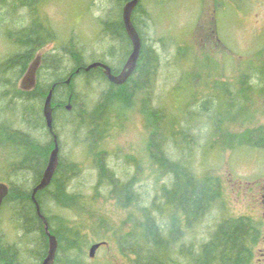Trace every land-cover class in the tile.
<instances>
[{"label": "rangeland", "instance_id": "obj_1", "mask_svg": "<svg viewBox=\"0 0 264 264\" xmlns=\"http://www.w3.org/2000/svg\"><path fill=\"white\" fill-rule=\"evenodd\" d=\"M27 1L0 0V70L17 49L7 32L28 27L35 15L58 32L35 55L40 51L53 54L75 43L88 64L105 60L122 70L132 46L128 44L126 50V43L103 33L101 25L116 11L115 1ZM138 14L145 42L156 48L161 60L148 99L150 107L144 108L142 95L131 105L107 103L90 133L86 127L66 125L70 118L60 117L56 131L60 153L66 163L74 161L80 170L65 186L66 208L50 202V213L63 215L80 228L84 264H136L135 255L121 250L117 235L137 233L142 208H151L154 202L164 204L162 191L173 179L154 162L149 150L148 112L158 106L175 115L176 129L185 130L169 137L165 151L192 164L200 176H218L222 182L220 200L182 234V242L200 245L222 219L247 217L259 228L252 264H264V148L247 144L252 137L249 131H264V0H142ZM65 59L61 74L66 80L72 63ZM90 76L96 79L89 83L82 75L75 79L79 108H94L107 85L96 72ZM12 77L14 81L16 75ZM22 77L16 80L17 87ZM9 93L11 88L0 79V123L9 115ZM216 115L220 130L214 126ZM14 117V127L25 128L20 117ZM34 134L54 144L49 131ZM178 146L180 150L174 151ZM20 150L0 144V178L8 175ZM101 160L117 178L132 182L138 195L134 204L121 205L111 187L100 183ZM52 190L56 192V186ZM156 214L160 220H170L173 211L167 208ZM183 224L182 220V228ZM0 228L11 243L19 241L21 231L6 209L0 213ZM98 242L105 243L91 258L90 248Z\"/></svg>", "mask_w": 264, "mask_h": 264}, {"label": "trees", "instance_id": "obj_2", "mask_svg": "<svg viewBox=\"0 0 264 264\" xmlns=\"http://www.w3.org/2000/svg\"><path fill=\"white\" fill-rule=\"evenodd\" d=\"M112 1L116 2L117 8L114 13L108 14L101 20L103 33L126 43L123 45H126V50H129L132 42L124 26L122 9L129 0ZM22 2L24 4L29 1L22 0ZM141 6L142 0L132 16L142 40L141 54L134 74L123 85L111 83L101 68L84 71V67L88 64L86 57L83 51L72 43L69 49L65 48L66 50L53 54L44 53L42 65L38 71L37 85L34 90L26 92L17 87L16 80L25 74L29 64L38 54L35 55L38 49L54 40L55 33L58 32L37 15L28 27L7 32L10 33L9 39L14 42L17 49L7 58L4 67L0 70V79L3 84L11 88L10 103L6 110L9 115L0 123V144L12 145L21 150L18 152V160L9 165L8 175L0 178V181L10 185V194L5 199L1 211L3 209L9 211L12 221L21 231V236L18 242L11 243L6 232L0 228V264H40L48 253L49 236L45 229L46 223L37 213L32 200V189L41 179L54 147L52 141L43 142L34 134L35 131L46 130L47 133L49 131L43 115V107L52 87L55 85L53 93L55 133L60 117H69L70 119L65 122L66 125L76 129L86 127L90 133V129H94L99 123L97 119H100L107 109V103L125 101L131 105L142 95L144 108L150 107L148 99L161 60L156 48L147 45L143 38L138 21L139 17H142L138 14ZM33 12H35L34 8ZM114 50L116 49L113 48V53ZM65 57L72 63L68 75L72 76L70 84L65 82V77L61 74ZM101 61L105 62V60ZM112 68L114 71H120V68ZM77 69H81V72L76 73ZM94 72L97 73L99 80H104L107 85L102 90L100 101L94 108H79L77 106L79 97L74 90L75 79L82 75L89 83L96 79L90 76ZM14 74L16 78L12 81ZM68 102H71L72 109L64 110L65 107L61 104ZM14 116L20 117V123L25 128L14 127L15 120L12 118ZM148 116L152 126L149 143L152 159L163 172H169L172 175V184L162 191L164 204L154 202L151 208H142L143 220L137 233L117 235L121 250H127L135 255L136 264H252L254 249L259 241V228L252 219L247 217L222 219L212 231L210 238L200 245H195L193 241L182 242V234L200 222L209 209H212L220 200L222 182L218 176H200L192 164H188L185 160H176L173 155L165 151L167 141L173 133L178 135L185 132L184 128L176 129L175 115H170L161 107L152 106ZM165 119L170 122L164 123ZM215 119L214 126L220 130L217 115ZM248 133L252 137L247 140V144L264 148V131L252 130ZM49 134H51L50 131ZM176 149L180 150L179 146L174 147V151ZM99 164L100 183H107L111 187L112 195L121 205L128 207L134 204L138 195L134 191L132 182H123L117 178L102 160ZM79 170V165L74 161L66 163L60 153V165L52 184L37 193L41 213L46 218L49 230L59 240V250L54 264H84L85 262V254L81 249L83 236L81 237L80 228L72 226L63 215H52L49 208L50 202L66 208L64 200L65 198L68 200V195L63 196L65 186ZM52 185L56 186V192L52 190L54 187ZM167 208L173 211L171 219L160 220L156 213H162ZM172 255L176 257L172 258Z\"/></svg>", "mask_w": 264, "mask_h": 264}, {"label": "water", "instance_id": "obj_3", "mask_svg": "<svg viewBox=\"0 0 264 264\" xmlns=\"http://www.w3.org/2000/svg\"><path fill=\"white\" fill-rule=\"evenodd\" d=\"M140 0H129L126 2L123 8V21L126 32L128 33L131 42H132V52L125 63L124 67L119 73H114L113 68L102 61H94L89 63L84 67V71L88 72L92 69L102 68L108 80L116 85L125 84L129 78L134 74L138 61L141 54L142 49V40L141 36L133 22L132 16L135 9L138 7ZM44 55V51H40L36 57L29 64L25 74L23 75L20 88L24 91H32L37 85L38 71L42 65V58ZM81 69H77L76 73H80ZM72 80V76L68 77L65 82L70 84ZM55 85L49 91L43 107V115L46 121L47 128L53 134L54 139V147L50 152L47 166L43 172V175L39 182L32 189V200L36 206L37 213L43 219L45 224L46 232L49 236V249L47 255L41 261L40 264H54L57 258L58 250H59V240L55 234H53L49 230L48 223L46 221L45 216L41 213V205L37 199V193L39 191H43L48 188L55 177V174L60 165V152L61 146L59 143L58 135L54 132V108H53V93H54ZM67 109H72V104L69 102L67 104ZM10 194V185L7 182L0 181V211L3 206V203L7 196ZM105 242H98L91 246L89 251V256L94 258L96 256L97 250L104 244Z\"/></svg>", "mask_w": 264, "mask_h": 264}, {"label": "flooded vegetation", "instance_id": "obj_4", "mask_svg": "<svg viewBox=\"0 0 264 264\" xmlns=\"http://www.w3.org/2000/svg\"><path fill=\"white\" fill-rule=\"evenodd\" d=\"M124 67V66H123ZM102 69V68H101ZM104 71V70H103ZM121 71V70H120ZM120 71H114L115 73H119ZM108 79V78H107ZM61 106H64L65 107V109H67V103L66 104H61ZM68 110V109H67ZM51 133V132H50ZM52 134V133H51ZM52 136H53V134H52ZM54 138V137H53ZM54 140V139H53ZM264 182V181H263Z\"/></svg>", "mask_w": 264, "mask_h": 264}, {"label": "bare ground", "instance_id": "obj_5", "mask_svg": "<svg viewBox=\"0 0 264 264\" xmlns=\"http://www.w3.org/2000/svg\"><path fill=\"white\" fill-rule=\"evenodd\" d=\"M39 81V80H38ZM27 92V91H26ZM59 137V136H58ZM49 242V241H48Z\"/></svg>", "mask_w": 264, "mask_h": 264}]
</instances>
